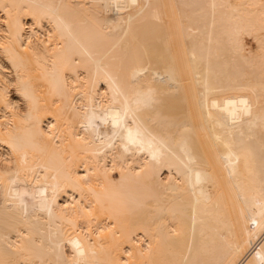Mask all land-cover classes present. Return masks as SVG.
<instances>
[{
	"label": "bare ground",
	"instance_id": "1",
	"mask_svg": "<svg viewBox=\"0 0 264 264\" xmlns=\"http://www.w3.org/2000/svg\"><path fill=\"white\" fill-rule=\"evenodd\" d=\"M0 264H264V2L0 0Z\"/></svg>",
	"mask_w": 264,
	"mask_h": 264
},
{
	"label": "rangeland",
	"instance_id": "2",
	"mask_svg": "<svg viewBox=\"0 0 264 264\" xmlns=\"http://www.w3.org/2000/svg\"><path fill=\"white\" fill-rule=\"evenodd\" d=\"M262 1L264 2V0H262ZM244 40H245V42H246L248 45H250V39H249V37H248L247 35L244 36ZM90 115H91V118H92L93 120L96 119V114H95L94 112H92ZM117 153H118V151H117Z\"/></svg>",
	"mask_w": 264,
	"mask_h": 264
}]
</instances>
